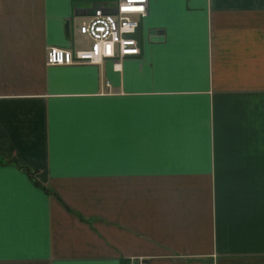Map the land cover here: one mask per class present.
Wrapping results in <instances>:
<instances>
[{
    "label": "crops",
    "instance_id": "crops-1",
    "mask_svg": "<svg viewBox=\"0 0 264 264\" xmlns=\"http://www.w3.org/2000/svg\"><path fill=\"white\" fill-rule=\"evenodd\" d=\"M106 1L0 0V264H264V0H148L139 55L47 65Z\"/></svg>",
    "mask_w": 264,
    "mask_h": 264
},
{
    "label": "built area",
    "instance_id": "built-area-1",
    "mask_svg": "<svg viewBox=\"0 0 264 264\" xmlns=\"http://www.w3.org/2000/svg\"><path fill=\"white\" fill-rule=\"evenodd\" d=\"M148 0H111L93 6L78 29L90 41L89 48L71 50L48 46L47 65L93 64L104 59L121 62L140 54L137 31L140 19L147 15ZM128 264H138L130 261Z\"/></svg>",
    "mask_w": 264,
    "mask_h": 264
},
{
    "label": "water",
    "instance_id": "water-1",
    "mask_svg": "<svg viewBox=\"0 0 264 264\" xmlns=\"http://www.w3.org/2000/svg\"><path fill=\"white\" fill-rule=\"evenodd\" d=\"M163 33H164V30H162V29L151 30V34L154 35V36H152L153 37L152 39H156V40L162 39Z\"/></svg>",
    "mask_w": 264,
    "mask_h": 264
},
{
    "label": "rangeland",
    "instance_id": "rangeland-1",
    "mask_svg": "<svg viewBox=\"0 0 264 264\" xmlns=\"http://www.w3.org/2000/svg\"><path fill=\"white\" fill-rule=\"evenodd\" d=\"M82 43V42H81ZM263 118H264V116H263ZM263 122H264V120H263ZM263 147H264V142H263ZM138 264H144V262H143V260L142 259H140V260H138V262H137Z\"/></svg>",
    "mask_w": 264,
    "mask_h": 264
}]
</instances>
